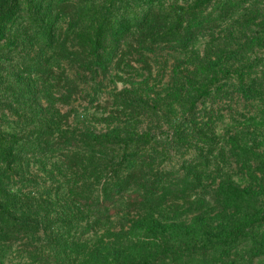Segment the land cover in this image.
Segmentation results:
<instances>
[{
	"label": "rangeland",
	"instance_id": "rangeland-1",
	"mask_svg": "<svg viewBox=\"0 0 264 264\" xmlns=\"http://www.w3.org/2000/svg\"><path fill=\"white\" fill-rule=\"evenodd\" d=\"M9 2L0 0V9ZM70 2L73 7L62 9L49 0H16L19 10L0 40V142L24 140L28 128L40 126L41 121L59 122L62 131L82 140L86 133L105 138L92 142L95 146L90 149L85 144L76 149L87 151V158L92 159L86 165L88 172L85 166L73 173L59 170L62 146L43 160L25 158L4 181L6 198L0 195V207L6 218L27 213L41 224L49 219L55 222L53 230L77 242L70 246L67 260L71 264H140L146 260L171 264L175 256L181 264L210 263L222 257L235 264H264V255L251 258L243 252L252 246L250 238L238 237L232 243L235 247L229 246L236 248L229 258L221 247L225 235L234 230L245 228L254 236L264 230L255 219L256 211L264 208V101L249 99L237 90L241 69L262 71L264 77V37H259L264 19L259 12L256 23L248 16L250 9L259 7L264 13V0L236 9L227 21L219 17L218 28L195 37L185 49L171 47L175 43L167 30L145 38L138 26L157 8L171 19L190 7L217 15L215 3ZM117 16L125 19L123 26H129L130 32L120 35V49H112L98 40L106 30L117 27ZM49 34L55 38L54 47L46 41ZM142 39L160 50L146 63L137 52ZM64 48L69 49L70 58ZM48 69L52 72L46 79ZM68 89L73 93L69 103L56 100L67 95ZM32 100L37 104L35 113L38 106L44 111L39 117L30 112ZM191 114L204 118L216 138L211 144L212 159L199 165L206 174L202 185L192 189L190 197L178 206L132 208L128 195L139 187H130L124 197H115L117 213L100 223H95L91 211L75 204L70 189L76 188L77 181L83 190L102 194L118 171L122 174L131 167L134 159L127 160L131 154L138 160L136 165L145 162L159 173L186 174L190 165L198 167L209 146L179 137L176 129ZM94 155L102 158L98 164ZM231 194L238 196L237 205L226 202ZM62 220L87 226L89 233L80 238L79 229L69 230ZM43 228L22 242L8 241L0 232V264H32L28 252L50 242L51 231Z\"/></svg>",
	"mask_w": 264,
	"mask_h": 264
},
{
	"label": "trees",
	"instance_id": "trees-1",
	"mask_svg": "<svg viewBox=\"0 0 264 264\" xmlns=\"http://www.w3.org/2000/svg\"><path fill=\"white\" fill-rule=\"evenodd\" d=\"M51 4L58 5V7L65 9L69 7H73L72 0H49ZM76 2V0H73ZM78 1V0H77ZM140 1V0H139ZM208 3H215L217 15L211 12H199L197 9L199 7H190L188 9H182L178 14H173L175 17L173 19L165 17L163 13H160L157 8V12L148 14L145 18V23L140 24L138 26L139 32L142 33L145 38L154 37L159 35L160 33L167 30V32L173 36L171 40L175 43L171 45L176 49H185L189 47L195 37L204 36L205 31L211 29L212 27L218 28L220 18H224L225 21L230 19L233 15V12L242 7L247 8L248 6H256V0H205ZM252 1V2H251ZM19 10L18 5H16V0H10L9 4H5L3 8L0 9V40L3 37V32L8 22L16 15ZM258 14L260 19H264V13L262 9H250L248 12V16H252V22L256 23L258 20ZM172 15V14H171ZM256 15V16H255ZM220 17V18H219ZM123 17L117 16L114 18V21L117 24L116 28L113 30H106L105 35H103L98 43L107 42L111 44L112 49H120L121 46L119 43L122 42L120 35L129 33V29L127 26H123ZM167 20H171L167 21ZM151 21V22H150ZM152 21L154 22L153 24ZM165 21V25L158 26L161 22ZM169 24H172L171 26ZM169 25V27H168ZM130 28V27H129ZM141 34V35H142ZM260 38L264 37V29L259 34ZM144 38V39H145ZM140 40L139 48H137V52L139 55V59L143 62H148L150 59V55H157L160 52L159 48H156L155 43H148V40ZM47 43H50V47L55 46V38L53 35L49 34L46 38ZM118 44V45H117ZM67 53V58H70V53L68 52V48H64ZM72 54V53H71ZM29 67V66H28ZM37 67V66H36ZM32 71H35V67L30 66ZM39 69V68H37ZM48 77H44L46 79L49 78V74L52 70L48 69ZM254 71V74H253ZM262 71H258L251 68V71L243 72L242 69L237 74V81H239V85L237 90L243 96H246L252 100H260L264 101V77ZM251 77V78H250ZM20 83L23 81L22 77L19 78ZM32 83V81L30 80ZM69 93L63 94V97L56 98L60 103H69L73 96V93L70 89H68ZM211 90H209V93ZM33 104L30 106V112L37 117L43 114V109L38 106V112H34L37 104L34 100H32ZM188 118V117H187ZM187 121V120H186ZM40 126L31 125L26 131L27 136L23 139H14L13 141L8 142H0V195L3 199L6 197L5 195V185L4 181L9 180L13 168L16 166H20L23 163V160L27 157L37 158L40 157V160H43L44 157H48L50 152L53 149H59L61 147L60 152V162L58 165L59 170H65V172L71 171L74 172L73 169L76 167H83L86 172H88L87 163L92 160L87 158L86 153L77 152L76 149L80 148L85 144V147L88 149L92 148V142H98L105 138L103 135H96L94 133L84 134L85 139H80L73 133H68L62 131L59 127V122L50 121L49 123L40 122ZM207 123H204V118L196 116V114H191L188 122L186 124L181 123L177 126V132L179 137L184 139H190V141H195L197 143H203L210 149H207L205 153L206 156H200V160L198 162V167L189 166V170H187L186 174H175L173 171L159 173L156 172L151 165H147L145 162L141 163V165H136L138 161L135 159V155H130L127 160L134 159L131 167L124 172H117V178L110 184L108 189L106 188L102 194L92 193V190L82 189L78 186V181L76 183V188L70 189V192L74 195L75 204L82 208H87L91 211L92 215L95 216V223H100L105 220H110L116 213L117 208L113 204L115 197H124V192L129 190L131 187H139L138 192H130L128 195L129 199L127 201L128 205L132 208H140L144 205H150L152 207H169L170 204H175L178 206L179 202L182 200H186L190 197L189 192L192 189H195L198 186L202 185L204 180V176L206 175L202 170H200L199 165L203 162V164L209 162L212 159V148L211 144L215 140V132H210ZM236 146V143H232ZM100 145H103L101 143ZM205 150H201L202 152ZM101 156L102 154H98ZM133 156V157H132ZM97 156H93L95 159ZM127 158V157H126ZM125 158V159H126ZM204 158V159H203ZM96 163L98 164V160L102 158H96ZM95 161V160H94ZM200 163V164H199ZM78 173V172H77ZM64 174V172H63ZM66 174V173H65ZM70 182V181H69ZM82 189V190H81ZM168 194H170V198H168ZM13 196H16L15 194ZM122 199V198H121ZM237 201H239L238 196L235 194H231L227 196V203L231 206L237 205ZM8 202V201H7ZM173 202V203H172ZM178 203V204H177ZM234 203V204H232ZM140 205V206H139ZM239 205V204H238ZM5 210L0 207V232H2L3 236L8 241H24L28 239L32 234H39L42 230L50 229L49 234V245L42 246V248L34 251L28 252L31 259H33L32 264H71L67 260L71 249L70 246L76 245V241L72 243L69 242V238L64 234H59L55 230L52 229V226L55 225V222H51V220H47V224H41L38 220L34 218H29L30 216L26 213L22 214L21 217H14L12 219L6 218ZM256 220L259 224L264 226V208H260L256 211ZM38 219V218H37ZM62 219V218H60ZM36 220V221H35ZM64 220V219H63ZM62 220V225L67 226L70 230V227L79 229L78 233L80 238L84 237L87 233H89V227L85 226H77L73 225L70 221L64 222ZM72 231V230H71ZM250 231V232H248ZM70 232V231H68ZM240 237L243 239L250 238L252 239V246L246 247L243 250L248 257L256 258L264 255V230L260 236H254L251 230L241 229L237 231L229 232L225 235V238L222 239L221 247H225L226 250L223 255L224 257L229 258L232 253L233 246L235 244L232 243ZM230 245H233L229 248ZM239 253H236L238 256ZM101 257V254H99ZM106 258V256L104 257ZM175 260V261H174ZM178 258L175 256L173 258V262L171 264H181L177 263ZM196 264H199L197 261ZM236 262L231 260L226 262L223 257L216 258L214 261L210 263L204 264H235ZM140 264H164L158 261H150L146 260ZM185 264V263H184ZM202 264V263H201Z\"/></svg>",
	"mask_w": 264,
	"mask_h": 264
}]
</instances>
